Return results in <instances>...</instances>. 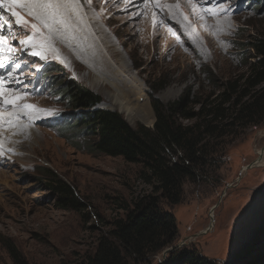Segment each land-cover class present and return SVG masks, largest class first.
I'll return each instance as SVG.
<instances>
[{
  "label": "rangeland",
  "instance_id": "obj_1",
  "mask_svg": "<svg viewBox=\"0 0 264 264\" xmlns=\"http://www.w3.org/2000/svg\"><path fill=\"white\" fill-rule=\"evenodd\" d=\"M142 1L138 7L136 0H80L82 19L71 18L65 35L53 38V51L44 48L45 58L26 54L30 45L20 41L33 30L2 11L12 28L5 25L0 35L18 53L0 69L4 96L22 99L0 107L2 114L19 117L0 123L6 127L0 135V264H13L5 239L34 264H74L94 251L100 230H110L116 218L125 217L122 205H133L151 191L140 179L139 164L94 152L91 137H65L58 127L42 122L44 116L53 119L63 112L77 119L82 113L68 107L60 84L74 80L101 97L100 108L120 112L134 128L153 127L152 96L165 102L187 92L206 97L246 72L245 56L251 52L244 44L264 28V8L259 9L264 0H214L207 12L198 6L204 0H159L162 10L156 9V0ZM46 62L51 70L41 79ZM263 150L264 126L249 127L228 146L218 184L185 182L180 203H163L176 217L178 237L151 255L150 264H167L171 253L183 249L219 264L243 263L264 251ZM44 168L74 185L88 204L85 213L57 204ZM175 245L180 247L165 256Z\"/></svg>",
  "mask_w": 264,
  "mask_h": 264
},
{
  "label": "trees",
  "instance_id": "obj_2",
  "mask_svg": "<svg viewBox=\"0 0 264 264\" xmlns=\"http://www.w3.org/2000/svg\"><path fill=\"white\" fill-rule=\"evenodd\" d=\"M244 48L251 52L245 56L246 72L227 79L208 96L187 92L169 102L152 96L153 127L134 128L120 112L100 108L101 97L74 80L60 84L68 107L82 113L72 119L62 112L58 134L87 135L92 151L139 164L140 179L151 187L133 205H122L125 217L116 218L110 230H100L94 251L74 264H150L151 255L175 242L176 217L163 203H180L185 182L218 184L228 146L249 127L264 126V28L251 35ZM43 176L61 208L85 213L88 204L74 185L49 168H44ZM2 243L13 264H34L11 240ZM167 264L219 263L183 249L171 253ZM225 264H264V251L243 263L237 259Z\"/></svg>",
  "mask_w": 264,
  "mask_h": 264
},
{
  "label": "snow or ice",
  "instance_id": "obj_3",
  "mask_svg": "<svg viewBox=\"0 0 264 264\" xmlns=\"http://www.w3.org/2000/svg\"><path fill=\"white\" fill-rule=\"evenodd\" d=\"M127 3L128 0H125ZM149 0H145V3ZM157 6H159V0H156ZM87 3H91V0H87ZM23 9L27 15L33 17L35 22H30L20 12L16 9ZM0 9H5L7 13L15 18V23L23 28L31 27L33 30V35L28 36L26 40H21L20 43L27 45H32L33 51L31 55L41 56L45 58L42 51H36L37 47L41 49L48 48L51 49L53 46V38L57 35L64 36L68 28L71 26L69 21L73 16L78 18L83 17L81 11L80 0H0ZM162 10V9H161ZM5 25L9 29L12 28V23L0 12V28H4ZM47 30V35L43 31ZM38 37V38H37ZM34 39L37 40L34 43ZM17 51L15 47L8 43L7 37L0 35V53L5 54V59L9 62L13 60V54ZM7 65L0 62V68H4ZM19 68V64L14 65ZM11 76V72L8 73ZM3 78L0 77V97H3V103L15 105L17 100L22 99L21 96H4L5 92ZM24 108L31 109L34 105L26 104L23 105ZM4 114L0 113V116ZM8 116H15L17 119V113H7Z\"/></svg>",
  "mask_w": 264,
  "mask_h": 264
},
{
  "label": "bare ground",
  "instance_id": "obj_4",
  "mask_svg": "<svg viewBox=\"0 0 264 264\" xmlns=\"http://www.w3.org/2000/svg\"><path fill=\"white\" fill-rule=\"evenodd\" d=\"M193 3L194 2H196L197 4H198V1H200V0H191ZM136 2H137V4H136V6H143V1L142 0H136ZM200 10V9H199ZM86 17V16H85ZM88 23V22H87ZM45 32V31H44ZM40 49L41 48H39L38 50L36 49V51H40ZM52 50V49H51ZM41 51L43 52V54H44V51H45V49H41ZM53 51V50H52ZM46 54V53H45ZM45 57V56H44ZM108 64V63H107ZM4 69V68H3ZM8 69V68H7ZM4 71V70H3ZM1 72V71H0ZM4 77H6V75L4 76ZM8 77V76H7ZM3 78V77H2ZM7 79V78H6ZM3 80H4V78H3ZM5 81H7V80H5ZM4 82V81H3ZM0 103L1 104H5V103H3V101H0ZM126 105L128 104H130V102H129V100H127L126 101V103H125ZM7 105V104H6ZM5 106V105H4ZM124 108H126V109H128V107H124ZM125 109V110H126ZM5 113V112H4ZM1 118H0V123L2 124L5 120H7V121H11V120H9V119H14L15 118V116H8L7 115V113L6 114H4L3 116H0ZM14 120H16V119H14ZM12 123H13V121H12ZM6 125H8V124H6ZM13 125V124H12ZM9 126V125H8ZM10 128H12L11 126H10ZM10 128L8 127V130H10ZM6 130V127L4 126H0V135L3 133V131H5ZM5 134V133H4ZM6 135V134H5ZM1 137V136H0ZM4 138V137H3ZM3 138H1V139H3ZM264 151V150H263ZM264 154V152H260V155L262 156ZM257 165H259L260 163H261V159L260 160H258L257 162Z\"/></svg>",
  "mask_w": 264,
  "mask_h": 264
},
{
  "label": "water",
  "instance_id": "obj_5",
  "mask_svg": "<svg viewBox=\"0 0 264 264\" xmlns=\"http://www.w3.org/2000/svg\"><path fill=\"white\" fill-rule=\"evenodd\" d=\"M247 167H250V165L247 166ZM179 247H180V245H175V246H172L171 248L166 249V250L164 251V255L166 256L169 252H173V251H175L176 249H178Z\"/></svg>",
  "mask_w": 264,
  "mask_h": 264
},
{
  "label": "clouds",
  "instance_id": "obj_6",
  "mask_svg": "<svg viewBox=\"0 0 264 264\" xmlns=\"http://www.w3.org/2000/svg\"><path fill=\"white\" fill-rule=\"evenodd\" d=\"M48 124V123H47ZM49 125V124H48Z\"/></svg>",
  "mask_w": 264,
  "mask_h": 264
}]
</instances>
